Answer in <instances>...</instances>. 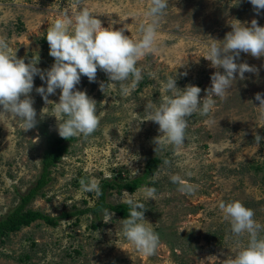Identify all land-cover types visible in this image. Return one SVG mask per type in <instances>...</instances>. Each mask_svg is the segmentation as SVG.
Listing matches in <instances>:
<instances>
[{
	"label": "rangeland",
	"instance_id": "374dc122",
	"mask_svg": "<svg viewBox=\"0 0 264 264\" xmlns=\"http://www.w3.org/2000/svg\"><path fill=\"white\" fill-rule=\"evenodd\" d=\"M148 4L149 0H0V36L18 58L27 63L39 57L37 67L46 70L54 63L47 30L62 12L76 13L86 6L103 27L111 24L137 39L139 25L147 22ZM253 18L264 26V11L256 15L249 0H169L159 26V50L139 62L143 79L130 95L123 96L120 85L108 81L99 69L95 82L82 76L76 86L97 101L100 127L87 139L75 137L70 142L68 153L53 168L52 182L28 207L57 216L74 206H93L98 197L82 191L81 178L100 183L106 178L131 179L142 175L147 161L157 157L158 169L146 178L151 184L144 183L133 193L110 189L108 195L114 204L123 202L126 194L145 204L146 223L161 240L155 255L136 251L123 236L124 218L111 211L109 223H104L102 213L98 219L87 213L63 219L57 226L43 220L23 226L0 243V264H227L238 245L219 202L239 200L264 224V139L255 142L256 134L264 137V117L255 100L256 93L264 94V57L241 53L238 62L255 65L258 73H245V79L234 81L226 100L215 97L208 116L189 117L182 148L168 146L155 153L159 126L143 119L147 102L160 104L163 83L176 72L177 86H199L203 99L217 71L203 57L209 44L231 31L233 19L250 24ZM149 72H156L159 80L150 78ZM184 72L187 75H180ZM42 85L46 87L39 76L34 77L31 96L38 119L42 108L50 115L35 129L22 131L19 119L0 123V219L18 205L20 194L40 175L45 146L40 124L46 122L58 133L56 117L51 115L54 104L45 105L35 92ZM59 95L57 89L49 100L59 102ZM173 174L198 189L192 194L179 192L170 180ZM147 187L156 188L155 200L144 199ZM93 222L98 226L93 227ZM246 244L245 236L240 246Z\"/></svg>",
	"mask_w": 264,
	"mask_h": 264
},
{
	"label": "clouds",
	"instance_id": "9594fccd",
	"mask_svg": "<svg viewBox=\"0 0 264 264\" xmlns=\"http://www.w3.org/2000/svg\"><path fill=\"white\" fill-rule=\"evenodd\" d=\"M79 3V0H77ZM256 15L264 11V0H249ZM169 0H149L145 16L146 23L139 25V38L132 39L124 34V29H114L111 24L103 27L100 19L86 6L78 12H62L48 28L46 39L49 55L54 63L49 69L37 67L39 57L29 60L18 58L16 51L10 48L5 37L0 36V123L19 119L20 129L24 132L33 130L46 115L42 108L39 113L34 107L31 93L34 89V77L39 76L45 86L35 87L44 100L54 104L53 114L57 120V131L61 138L73 137L87 139L100 127L97 101L86 91L77 89L81 77L95 82L97 71H103L108 81L119 84L123 96H128L143 79V69L138 66L146 56L159 50L158 31L162 18L166 15ZM231 31L222 40L213 39L203 57L217 71L211 75V86L206 89V96L201 99V88L187 85L183 89L177 86V72L163 83L165 95L159 105L147 102V118L143 120L158 124L161 133L154 138L155 153L165 147L180 149L187 138L188 118L193 114L208 116L214 110L216 100H226L233 82L245 79V73L257 74L259 69L247 62H238L241 53L250 54L259 59L264 57V26L253 18L250 24L233 19ZM183 65V64H182ZM181 66V65H180ZM223 69V71H220ZM180 75H187L186 72ZM148 76L159 80L156 72ZM130 81V83H126ZM60 90L59 102L49 100ZM104 92V83H101ZM261 116L264 117V94L256 93ZM142 121V120H141ZM264 139L255 135L256 144ZM165 163H169L165 161ZM154 180L156 177L153 178ZM178 191L192 194L198 189L179 174L170 176ZM84 192H95L100 197L102 189L95 178L80 179ZM144 199L155 200L157 190L147 187L143 190ZM128 205L129 214L122 219V233L125 239L143 256L156 254L161 240L157 232L148 226L145 219V204L126 194L123 200ZM218 208L223 218L230 222V232L237 240V250L227 259V264H264V224L255 219L253 209L241 201H220ZM102 220L109 223L114 213L103 208ZM247 237V244L240 246V240Z\"/></svg>",
	"mask_w": 264,
	"mask_h": 264
},
{
	"label": "trees",
	"instance_id": "16d2710c",
	"mask_svg": "<svg viewBox=\"0 0 264 264\" xmlns=\"http://www.w3.org/2000/svg\"><path fill=\"white\" fill-rule=\"evenodd\" d=\"M39 130L45 139V146L41 157L40 175L26 192L20 194V202L18 205L0 219V243L4 241L11 232L17 231L23 226H29L37 220H43L46 224L57 226L63 219L79 217L87 213L94 215L95 219H98L101 218V209L103 208H107L122 218H126L129 214L128 205L124 202L117 204L109 202L108 195L110 189H116L118 191L126 190L133 193L144 183L151 184V182H146V178L149 174H154L160 164V159L154 157L147 161L145 171L140 176L124 180H119L117 178L103 179L100 183L103 194L98 197L93 206L83 209L74 206L71 210H63L59 215L52 216L28 206L52 182L53 168L56 167L68 153L69 144L75 137L70 140L61 138L57 132L51 131L49 124L46 122L40 124ZM95 219L93 221H95ZM97 226L98 224L93 222V227Z\"/></svg>",
	"mask_w": 264,
	"mask_h": 264
}]
</instances>
